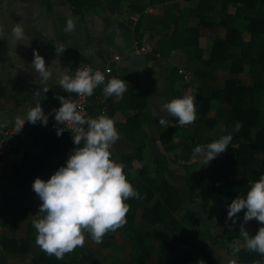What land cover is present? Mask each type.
Listing matches in <instances>:
<instances>
[{
  "label": "crops",
  "instance_id": "0c3cea01",
  "mask_svg": "<svg viewBox=\"0 0 264 264\" xmlns=\"http://www.w3.org/2000/svg\"><path fill=\"white\" fill-rule=\"evenodd\" d=\"M118 1L119 5L116 0H104L103 4L84 6L80 13H76L69 0H0V28L3 29L0 34V136L3 131L15 128L12 136L14 153L8 170L1 178L0 238L13 240L18 246L29 240L33 219L42 215L38 211L40 201L32 190V182L37 177L47 180L51 175L33 174L30 169V164L39 163L44 154L42 147L30 148L28 145L34 128L43 125L29 128L25 122L20 130L16 117L23 114L30 104L34 106L35 100L41 105L52 102L59 107L57 97L70 96L58 84L60 73L67 71L72 74L77 61L84 60L94 70L100 68L104 71L112 67L114 74L111 77L124 79L128 84L121 98L111 96L107 115L114 118L119 138L110 145V158L119 163L123 155L134 154L136 148L141 147L140 160H134L129 170L134 179H144L139 175L141 167L148 168L152 178L163 176L171 179L176 184L183 206L200 221L195 229L196 236L214 244L212 262L228 264L229 260H235L238 264L237 252L228 253L218 245L219 210L212 203L204 202L196 183L191 181V184L189 180L193 179L189 172L192 168L197 171L212 165L213 160L208 165H200L199 158L192 155L196 145L206 142L209 131L199 129L196 119L191 124L176 125L178 117L160 110L166 100L185 94L195 95L194 76L185 70V51L172 49L169 42L174 23L168 14L174 11L175 2ZM177 3L183 13L190 6L181 0ZM68 18H72L76 25L71 32L65 31ZM15 23H22L26 39L17 42L13 48L10 37ZM184 23L195 24L186 17ZM223 35V30L216 29L212 36L201 39V47L207 48L213 39ZM148 45H156L157 52L146 51L144 48ZM56 47L64 50L57 53ZM34 51L45 59L46 67L52 69V76L44 83L31 67ZM177 69L178 75H175ZM43 87L48 88L46 93ZM128 88L143 95L142 100L148 109L138 107L142 103L141 98L131 94ZM98 91L102 92L103 86ZM98 91L95 90L94 94ZM37 92L39 97H35ZM91 112L93 117L99 115L94 107ZM136 115L141 117L138 119ZM160 116L173 124L168 127L160 125ZM131 118L133 121L130 123ZM42 128L46 132L53 131L48 126ZM168 128H175V148L161 141V133ZM223 129L224 123L220 121L217 130ZM142 213L143 207L137 210L136 216V223L141 228L147 225ZM241 225L235 224L234 231L240 232ZM243 227L250 234L254 233L253 223H244ZM82 231L84 244L76 247H89L94 254L104 257L110 255V250L104 249L101 242L94 241L86 231ZM115 238L123 242L122 236L115 235ZM130 250L127 247L126 258ZM44 253L45 250L36 244L35 231L23 258H9L7 263L34 264ZM148 263L159 264L157 254L152 255Z\"/></svg>",
  "mask_w": 264,
  "mask_h": 264
},
{
  "label": "trees",
  "instance_id": "16d2710c",
  "mask_svg": "<svg viewBox=\"0 0 264 264\" xmlns=\"http://www.w3.org/2000/svg\"><path fill=\"white\" fill-rule=\"evenodd\" d=\"M169 1L175 2L174 11L168 14L174 23L169 42L172 49L185 51V70L194 76L198 128L209 131L204 144L232 132L228 148L214 158L208 168L197 171L192 168L189 172L193 179L189 180L196 183L202 200L212 203L220 212L219 247L228 253L234 252L229 243L240 237L233 227L244 224V210L233 223L227 219L226 205L237 196L246 195L249 181H256L264 174V0H184L190 4L185 13L180 11L178 0ZM69 2L75 12L80 13L84 6H98L104 0ZM116 3L119 5L120 1ZM185 17L195 24H183ZM216 29L223 30L224 35L213 39L207 48L201 47V39L212 36ZM150 47L155 54L156 45ZM110 68L111 77L114 69ZM129 91L143 99L141 93L131 88ZM100 93L104 94L95 92ZM106 98L109 111L111 96ZM138 107L148 109L143 100ZM142 118H145L144 113ZM132 121L133 118L130 123ZM220 121L224 123L223 131L217 130ZM236 122L241 123L239 131H233ZM42 127L34 128L28 145L42 147L44 154L39 163L30 164V169L33 174L50 175L65 164L76 145L71 132L64 131L57 136L56 130L46 132ZM174 133L175 128L161 133L162 143L175 148ZM140 158L141 147H138L134 154L123 155L119 162L139 197L124 201L128 205L126 222L102 237L101 245L110 250V255L104 257L94 254L89 247H75L62 259L45 251L34 264H149L148 259L154 254L159 264H197L200 259L205 264H214L211 258L214 244L196 236L200 221L183 206L176 184L163 176L150 177L146 167L139 169L144 179H134L130 174L132 162ZM141 207L142 218L147 222L142 228L136 223L137 210ZM246 223H253L254 235L258 222L253 218ZM35 231L33 225L30 226L29 240L33 239ZM115 235L122 236L123 242H118ZM88 236L91 238L89 233ZM28 241L18 246L13 240L0 238V264H8L9 258H23ZM127 247L131 250L126 258ZM237 254L238 264H264V256L257 252L241 247Z\"/></svg>",
  "mask_w": 264,
  "mask_h": 264
},
{
  "label": "clouds",
  "instance_id": "9594fccd",
  "mask_svg": "<svg viewBox=\"0 0 264 264\" xmlns=\"http://www.w3.org/2000/svg\"><path fill=\"white\" fill-rule=\"evenodd\" d=\"M75 27L73 19L68 18L65 31L71 32ZM2 32L0 28V34ZM25 39L24 26L15 23L11 27L10 37L13 48L17 42ZM63 50L56 47L57 53ZM33 57L32 69L42 83L48 81L52 76L51 67H46L45 59L38 52L34 51ZM58 84L68 93L86 96H91L98 86L103 85L105 97L117 98H121L128 87L124 79L113 76L106 81L102 69L93 70L87 65L77 68L74 74L61 72ZM43 91L46 93L48 88L43 87ZM39 96V92L35 93V97ZM57 99L60 106L52 109L49 114H45L41 103L35 100L34 106L30 104L23 114L16 117V124L20 130L25 122L33 125L40 122L46 126L49 115L54 114L53 118L58 125L57 136L68 130L63 125L71 126L70 132L76 147L68 155L65 164L58 167L47 180L35 178L31 186L40 201L38 211L42 213L32 221L36 229V244L49 255L54 254L57 259H62L66 252L84 244L82 230L89 233L94 241L100 242L107 231L123 225L128 212V205L124 201L129 197L138 198L139 193L126 179L123 164L110 159V145L119 138L114 118L107 114L87 116L70 96H58ZM194 101V95L185 94L166 100L160 110L178 117L176 125L191 124L196 119ZM159 124L168 127L173 122L160 116ZM240 127L241 123L236 122L233 131H239ZM232 139V132H227L207 144L196 145L192 155L199 158L200 165H208L228 148ZM226 207L227 219L233 223L239 218L241 210H244V223L255 218L259 224L254 235L242 224L240 237L232 240L229 247L234 252H239L243 247L264 256V174L256 181H249L246 195L237 196ZM197 264H205V261L200 259ZM228 264H236V261L229 260Z\"/></svg>",
  "mask_w": 264,
  "mask_h": 264
},
{
  "label": "built area",
  "instance_id": "2783aa9c",
  "mask_svg": "<svg viewBox=\"0 0 264 264\" xmlns=\"http://www.w3.org/2000/svg\"><path fill=\"white\" fill-rule=\"evenodd\" d=\"M146 51L151 52L152 49L148 45L144 48ZM82 65H87L90 66L92 69V65L84 60H79L77 61L74 71H76L77 68H79ZM94 70V69H93ZM110 73H111V68H107L104 70V74L106 77V81L108 78H110ZM102 85L98 86L95 90H98L99 87ZM94 90V91H95ZM70 97L79 105L80 110L84 112L87 116H92L91 109L94 107L98 114H108V101L107 98L105 97L104 94L100 93L95 95L94 92L91 96H86V95H78L76 93H69ZM45 114L51 113V110L54 108H58L55 104L52 102H45L44 104L41 105ZM54 114L49 115L48 123L46 126H48L50 129L56 130V127L58 126L56 124V121L54 120ZM26 125H28L29 128L34 126L32 123L26 122ZM35 125H41L40 122H37ZM63 127L68 128V131H71V126L68 124L63 125ZM86 127V126H85ZM15 128H10L2 132V135L0 136V195L2 193V175L6 170L9 168V163L11 160V154L14 153V144L12 143V136L15 132Z\"/></svg>",
  "mask_w": 264,
  "mask_h": 264
},
{
  "label": "rangeland",
  "instance_id": "374dc122",
  "mask_svg": "<svg viewBox=\"0 0 264 264\" xmlns=\"http://www.w3.org/2000/svg\"><path fill=\"white\" fill-rule=\"evenodd\" d=\"M183 3H186L187 4V2L186 1H184V0H181Z\"/></svg>",
  "mask_w": 264,
  "mask_h": 264
}]
</instances>
